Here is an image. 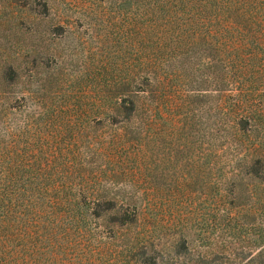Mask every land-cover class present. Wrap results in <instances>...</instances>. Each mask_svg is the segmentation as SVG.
I'll return each mask as SVG.
<instances>
[{"label": "rangeland", "instance_id": "1", "mask_svg": "<svg viewBox=\"0 0 264 264\" xmlns=\"http://www.w3.org/2000/svg\"><path fill=\"white\" fill-rule=\"evenodd\" d=\"M153 19L141 0H0V64L19 69L11 101L23 125L29 115L38 119L39 159L50 162L45 174L62 198L56 239L40 243L38 264L264 261V212L226 213L219 203L230 179L218 172L216 133L232 130L234 111L217 110V71L232 60L230 38L202 33L176 56L171 41L157 45ZM158 56L163 70L178 71L158 70L164 83L133 119L141 140L132 144L128 122L104 98L117 79ZM16 117L0 114V264H15L8 166ZM31 136L24 133L23 144ZM79 194L137 195L139 218L120 227L122 217L91 214L104 216V204L70 201Z\"/></svg>", "mask_w": 264, "mask_h": 264}, {"label": "trees", "instance_id": "2", "mask_svg": "<svg viewBox=\"0 0 264 264\" xmlns=\"http://www.w3.org/2000/svg\"><path fill=\"white\" fill-rule=\"evenodd\" d=\"M141 1L150 4L154 17L151 30L155 34L157 45L161 46L166 40L171 41L177 48L176 56L180 55L188 38L196 43V38L202 33L211 36L221 34V38H230L232 60L223 62L217 71L220 100L217 110L234 111L230 116L233 121L232 130L219 128L216 133L219 141L218 172L221 181L230 179L227 186L220 187L219 203L224 206L226 213H230L235 207L248 208L252 215L264 212V0ZM220 43L222 44L221 40L218 41ZM158 59L159 56L154 57L152 63H139L132 69L131 75L127 74L112 83L108 96L104 98L113 111L126 119L131 134L136 131L135 124H132L135 117L142 110L148 111L145 98L154 93L155 83L157 88L164 83L158 70H163L165 63ZM165 71L166 76L174 75L178 66H166L163 72ZM18 76V66L6 61L0 64V114L4 116L12 112L17 115L16 125L13 124V132L10 133L12 152L8 166V233L15 244V264H38L40 243L47 241L49 245H53L61 222L55 218L63 217L64 212L56 213L55 205L61 204L62 198L60 194L53 192L56 190L54 175L45 174L50 162L44 163L37 152L42 150L38 142L41 141L38 119L33 114L29 115L23 125L20 117L24 115L16 111L18 108L11 101L16 98L13 88ZM24 133L32 135L25 144ZM140 140L139 136H130L132 144L139 143ZM227 165L230 166L228 169ZM139 199L137 195L79 194L70 201L78 204L93 201L98 206L104 204V216L100 211H93L91 214L103 219L113 218L115 223L122 217L120 227L127 228L139 218ZM48 206L52 211L48 210ZM50 214L51 225H45L43 219ZM245 264H264V261L251 259Z\"/></svg>", "mask_w": 264, "mask_h": 264}]
</instances>
